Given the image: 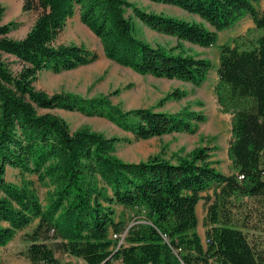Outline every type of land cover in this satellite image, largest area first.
Returning a JSON list of instances; mask_svg holds the SVG:
<instances>
[{
  "label": "trees",
  "instance_id": "trees-1",
  "mask_svg": "<svg viewBox=\"0 0 264 264\" xmlns=\"http://www.w3.org/2000/svg\"><path fill=\"white\" fill-rule=\"evenodd\" d=\"M149 1L178 7L200 21L148 12L131 0H23V11L37 16L23 37L13 38L15 23L2 22L0 4V247L34 224L23 236L22 254L30 264H61L56 252L82 264H264V235L256 234L264 222V5L259 10V0ZM75 13L107 59L141 75L202 86L212 62L186 54L181 42L216 47L214 93L221 110L231 114L229 174L217 169L207 146L174 159L155 154L123 161L113 154L119 137L87 127L72 131L63 117L48 111L102 116L137 140L194 133L206 120L201 112L122 110L109 96L36 88L41 71L72 70L99 58L82 44H55ZM245 15L260 31L255 41L237 36L218 44L219 33ZM135 18L178 43L151 45L137 37ZM178 97L171 91L162 101ZM7 167L19 171L21 185L6 180ZM26 175L46 188L43 200ZM255 203L263 208L251 223ZM117 207L119 216L131 212L132 221L116 219Z\"/></svg>",
  "mask_w": 264,
  "mask_h": 264
},
{
  "label": "rangeland",
  "instance_id": "rangeland-1",
  "mask_svg": "<svg viewBox=\"0 0 264 264\" xmlns=\"http://www.w3.org/2000/svg\"><path fill=\"white\" fill-rule=\"evenodd\" d=\"M131 1L148 12L164 13L186 20L200 21L198 16L187 12L182 13L175 6L154 3L149 0ZM0 4L5 8L2 22L15 23L9 35L13 38L23 37L33 25L37 13L33 10L23 11V0H0ZM263 5V0L257 2L259 10L263 8ZM133 21L134 34L151 45L159 44L165 47H173L178 43L173 37L151 30L139 19L135 18ZM259 33L260 31L256 29L251 18L248 15L243 16L233 27L219 33L218 44L231 42L237 36H247L253 43ZM55 44H82L89 50L96 51L99 58L89 65L72 70H63L58 73L50 70L41 71L35 86L48 94L63 92L84 98L109 96L112 104L117 105L122 110L151 108L171 113L189 110L201 112L206 117L203 123L197 125L194 133H171L137 140L130 132L124 131L105 117L86 115L78 111L54 109L55 113L69 123L72 131L87 127L107 137H119L121 140L117 142L113 154L128 162L145 160L148 156L155 154L174 159V155L184 156L195 147L207 146L211 150V159L217 169L222 172L229 169L227 146L231 135V114L221 110L214 93V86L218 80L216 74L218 52L216 47L206 48L192 45L186 41L181 42V47L186 54L203 57L212 62V68L209 70L204 84L195 86L176 79L141 75L107 59L103 55L99 40L82 25L77 15L67 20L63 30L56 38ZM8 58L13 59V57ZM17 67L16 64L13 65V68ZM171 91H177L180 93V97L162 101ZM43 111L39 109L40 113ZM26 177L34 182V187L40 199L43 200L46 188L36 181V176L26 175ZM5 178L16 185L22 183L19 171L11 167H7ZM253 207L255 210H252L251 223L257 222L258 212L263 208L260 203H255ZM121 210L120 207L116 208V219L124 217L127 223L131 222L132 213L127 210L123 216H119ZM197 216L199 230L203 235L202 223L205 218V204L203 202L198 207ZM259 224L260 227L256 234L262 237L264 235V222H259ZM33 226L34 224L19 231L5 246L0 247V264H30V261L22 254L27 245L23 236ZM118 242L122 241L118 240ZM56 257L61 264H82L81 259L61 252H56ZM113 264H119V262L113 261Z\"/></svg>",
  "mask_w": 264,
  "mask_h": 264
},
{
  "label": "crops",
  "instance_id": "crops-1",
  "mask_svg": "<svg viewBox=\"0 0 264 264\" xmlns=\"http://www.w3.org/2000/svg\"><path fill=\"white\" fill-rule=\"evenodd\" d=\"M179 11H181L182 13H185V11H183L182 9H180V8H178V7H176ZM77 15V17H78V13H75V15L74 16H76ZM245 16H247V15H245ZM244 16V17H245ZM249 16V15H248ZM72 18V17H71ZM71 18H69V19H71ZM68 19V20H69ZM83 25V24H82ZM84 26V25H83ZM86 27V26H85ZM87 28V27H86ZM88 29V28H87ZM88 31L90 32V30L88 29ZM91 33V32H90ZM171 37V36H170ZM174 38V37H173ZM176 39V38H175ZM54 109H51V110H48V111H51V112H54L53 111ZM55 113V112H54ZM228 162H229V165H230V161L228 160ZM225 174H229L230 173V169H228L226 172H224ZM201 202H203V200H201V201H199V203L197 204V210H198V207H199V205H201ZM205 213H206V210H205ZM202 225H203V223H202ZM202 229H203V235H201V232H200V230H199V224H198V231H199V234L201 235V237H202V239L205 237V235H204V229H205V227L204 226H202Z\"/></svg>",
  "mask_w": 264,
  "mask_h": 264
}]
</instances>
